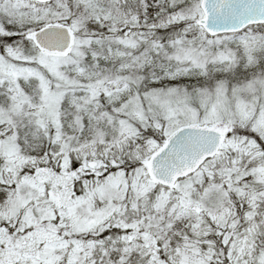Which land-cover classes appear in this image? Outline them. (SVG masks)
<instances>
[{"label": "snow or ice", "instance_id": "6c2138e0", "mask_svg": "<svg viewBox=\"0 0 264 264\" xmlns=\"http://www.w3.org/2000/svg\"><path fill=\"white\" fill-rule=\"evenodd\" d=\"M0 264H264V0H0Z\"/></svg>", "mask_w": 264, "mask_h": 264}]
</instances>
